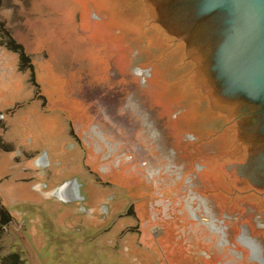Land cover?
Here are the masks:
<instances>
[{
	"label": "rangeland",
	"instance_id": "1",
	"mask_svg": "<svg viewBox=\"0 0 264 264\" xmlns=\"http://www.w3.org/2000/svg\"><path fill=\"white\" fill-rule=\"evenodd\" d=\"M0 77L16 93L0 112V201L12 218L0 257L199 264L77 0H0Z\"/></svg>",
	"mask_w": 264,
	"mask_h": 264
},
{
	"label": "water",
	"instance_id": "2",
	"mask_svg": "<svg viewBox=\"0 0 264 264\" xmlns=\"http://www.w3.org/2000/svg\"><path fill=\"white\" fill-rule=\"evenodd\" d=\"M77 1L197 262L264 264V0Z\"/></svg>",
	"mask_w": 264,
	"mask_h": 264
},
{
	"label": "trees",
	"instance_id": "3",
	"mask_svg": "<svg viewBox=\"0 0 264 264\" xmlns=\"http://www.w3.org/2000/svg\"><path fill=\"white\" fill-rule=\"evenodd\" d=\"M7 48L16 49L17 47H15V45L13 46L11 44V41H9L7 42ZM14 52L18 53L19 55V63L22 69L30 65L28 57L23 52L19 51L18 48ZM11 221L12 218L9 212L5 209V207L1 204L0 201V237L4 233L6 226L9 225ZM0 264H25V262L20 258L19 254L12 252L6 254L5 256H1Z\"/></svg>",
	"mask_w": 264,
	"mask_h": 264
},
{
	"label": "crops",
	"instance_id": "4",
	"mask_svg": "<svg viewBox=\"0 0 264 264\" xmlns=\"http://www.w3.org/2000/svg\"><path fill=\"white\" fill-rule=\"evenodd\" d=\"M10 54H12V53H10ZM12 55H14V54H12ZM15 56V55H14ZM18 81V80H17ZM13 84V83H12ZM12 84L10 85L9 84V81L8 80H3L1 77H0V112H1V109L3 108V107H5V106H7V104H8V99H7V96H9V94L11 93V94H16V93H12V92H10V89H11V87H12ZM5 124V123H4ZM1 126V125H0ZM0 128H2V126L0 127ZM6 130V129H5ZM5 130L4 131H0V136L1 137H3V135H4V132H5ZM2 139H0V141H1ZM68 178V177H67ZM65 180V179H64ZM63 180V181H64ZM55 182H53V184H54ZM53 185H51V187H52ZM55 186V185H54Z\"/></svg>",
	"mask_w": 264,
	"mask_h": 264
},
{
	"label": "flooded vegetation",
	"instance_id": "5",
	"mask_svg": "<svg viewBox=\"0 0 264 264\" xmlns=\"http://www.w3.org/2000/svg\"><path fill=\"white\" fill-rule=\"evenodd\" d=\"M138 70H140V69H138ZM104 113H105V111H104ZM126 132H127V133L130 132L128 128H127ZM106 144H107V143H106ZM134 150H135V151H136V150L138 151V147H134ZM110 151H111V150H110ZM124 161H125V160H124ZM115 164H116V163H114V165H115ZM148 174L151 175L152 173L150 172V173H148ZM81 197H83V196H81ZM188 207L190 208V213L192 214L193 218H196V219L199 218V219H201V220H203V221L205 220V218L202 219L201 217L197 216L193 211H191V209H192V206H191V205H189ZM195 226H196V225H195ZM209 226H212V227L209 229V230L212 231V232H213L214 230H216V228H217V226H216L214 223H210ZM222 226H223V225H222ZM222 226L220 227V229H222V228L224 229V228H225V227H222ZM211 229H212V230H211ZM223 229H222V231H223ZM224 240H225V239H224ZM225 241H226V240H225ZM219 243H220V246L223 247L224 242H223V241H220ZM219 243H218V244H219ZM223 250H224V249H223ZM222 252H223V251H222ZM226 252H227V251H226ZM226 252H225V254L228 255ZM230 254L232 255L231 252H230ZM241 258H242V257H241Z\"/></svg>",
	"mask_w": 264,
	"mask_h": 264
},
{
	"label": "bare ground",
	"instance_id": "6",
	"mask_svg": "<svg viewBox=\"0 0 264 264\" xmlns=\"http://www.w3.org/2000/svg\"><path fill=\"white\" fill-rule=\"evenodd\" d=\"M65 189H66V188H65ZM65 194H66L65 191L62 192V196H63L64 198H67V196H66Z\"/></svg>",
	"mask_w": 264,
	"mask_h": 264
}]
</instances>
